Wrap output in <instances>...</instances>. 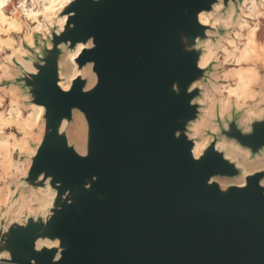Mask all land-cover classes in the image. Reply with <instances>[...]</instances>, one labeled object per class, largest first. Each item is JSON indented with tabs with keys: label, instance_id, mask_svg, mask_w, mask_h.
<instances>
[{
	"label": "water",
	"instance_id": "obj_1",
	"mask_svg": "<svg viewBox=\"0 0 264 264\" xmlns=\"http://www.w3.org/2000/svg\"><path fill=\"white\" fill-rule=\"evenodd\" d=\"M242 2L69 0L11 57L0 85L42 107L16 190L52 195L0 220L1 264H264V168L245 172L221 147L263 156L264 113L218 114L197 156L192 135L206 46L223 33L201 16ZM78 45L94 81L77 73L65 88L61 63Z\"/></svg>",
	"mask_w": 264,
	"mask_h": 264
},
{
	"label": "rangeland",
	"instance_id": "obj_2",
	"mask_svg": "<svg viewBox=\"0 0 264 264\" xmlns=\"http://www.w3.org/2000/svg\"><path fill=\"white\" fill-rule=\"evenodd\" d=\"M45 2V0H11L5 8L7 16L19 17L23 20V24L20 30L15 31L7 28L8 25L0 23V44L10 41L18 46V49L13 51L11 47L0 45V64L3 68L0 72V81L8 76L7 63L11 57L17 55L23 44L28 41L26 35L37 37L39 33H45L50 25L58 23L56 13L49 19H45L43 15L39 16L42 27H36L38 21L26 17L25 10L41 11ZM216 12L209 14L206 22L210 21L213 25L221 26L223 33L216 31L206 46L205 58L210 53L211 56L205 64H210L212 70L208 82L202 86V118L197 121V123L204 121V125L199 134L195 132L192 134L201 141H207L210 137L209 132L216 130L217 115L228 114L234 106L241 109L242 121L246 123L264 113V7L262 2L255 0L252 4L248 0H243L236 12L234 10H226L225 13L220 10ZM243 19L246 24H241ZM254 23H258L259 27L255 35L258 54L240 58L237 53L246 42L248 27L255 25ZM16 28H20L18 23ZM243 71L252 73L251 77L245 78L251 96L233 94L229 97L228 90L236 87L239 73ZM62 72L61 63V74ZM254 72L255 76H253ZM208 97L212 98L211 102ZM20 104L14 89L0 85V220L6 222L19 218L24 213H36L41 209L38 200L41 198L42 191L16 190L17 180L26 165L25 151L28 141L37 139L40 126L38 118L32 114L31 109L34 107H24ZM18 108L21 109L20 112ZM7 119L10 121L6 122ZM23 120L26 123L27 120H33V123L27 125ZM68 133L70 137L71 132L68 131ZM23 141L24 147L20 149V143ZM221 147L226 150L225 146ZM262 168L264 166L254 170Z\"/></svg>",
	"mask_w": 264,
	"mask_h": 264
},
{
	"label": "bare ground",
	"instance_id": "obj_3",
	"mask_svg": "<svg viewBox=\"0 0 264 264\" xmlns=\"http://www.w3.org/2000/svg\"><path fill=\"white\" fill-rule=\"evenodd\" d=\"M45 1H46L45 2L46 6L44 5L43 10H41V11L34 12L33 10H25L26 17H29V18H32V19L38 21V25L36 27H42L43 26L41 20H39V16L43 15L45 19H49L50 16L55 15V13L59 10V8L62 7L63 5H65V3H67L69 0H45ZM254 1L255 0H248V2H250L252 4H254ZM10 2H11V0H0V23L8 25L7 28H9L10 30L18 31L22 27L23 20L19 17L15 18L14 15L13 16H7V14L5 12V8L9 5ZM261 2H262V7H264V0H261ZM249 15H251V14H249ZM201 19L204 22H206L208 20L207 16H205V15L201 16ZM63 21H64V18H61L60 22L63 23ZM17 23L20 27L19 29L16 28ZM242 23H245L244 19L241 21V24ZM258 29H259L258 23L248 27L246 42L244 43V46L240 49V51H238V53H237V55L240 58H244V57H248V56L258 54V47H257L256 42H255V35H256V32L258 31ZM26 38L29 42H31V36L30 35L27 34ZM0 45L4 46V47H7V46L11 47L13 51L18 49V46L13 45V43L10 41L3 42ZM82 47H83L82 45H78L77 49L74 52L69 53L68 56H66L62 61V66H63L62 79L63 80L61 82V85L65 88L68 87L70 80L77 73H82L83 75L88 76L89 84H91L94 81V75L91 72L90 66H86L83 69L78 70L76 63L74 62V57L77 55V53L79 52V50ZM210 56H211V53L206 58H204L203 64L206 63V61L209 59ZM2 70H3V68L0 64V72ZM237 73H236V75H237ZM243 73L242 72L239 73L238 83H237L236 87L234 89L230 88L228 90V96L229 97L232 96L233 94H235L236 96H240V95L246 96V97L251 96V92L249 90V87L246 85L247 82L245 81V78L251 77L252 73L249 74V72H245V71H243ZM253 76H255V72H254ZM208 100H209V102H211L212 98L208 97ZM33 107L34 108L31 109L32 114L35 117L39 118V115L42 112V107L35 106V105ZM20 111H21V109L18 108V112H20ZM35 117H34V119H35ZM8 120L9 119H7L6 122L10 121V120L9 121ZM31 123H33V120H29V121L27 120L26 124L30 125ZM203 125H204V121L199 122V123L194 125L195 134H199L201 132ZM75 136L77 138L78 145L80 147L82 144V135H81V131L78 130L77 128L75 130ZM203 144H204L203 141L196 143V146L194 149L195 156H197L200 153V149L203 147ZM221 146H225L226 155L229 156L230 158L236 160L237 164L245 172H249V171H252L254 169H258L259 167L264 166V155L261 157H258L257 159L251 160V159H249V156L246 152L240 150L238 147H236L233 144L221 142ZM23 147H24V141L20 143L19 148L22 149ZM238 181H239V183H242L241 180H238ZM51 195H52V193L48 192L47 190H42V198L38 200V201H40L39 203L41 205L47 203V201L50 200ZM41 243L42 242H40L38 245H40Z\"/></svg>",
	"mask_w": 264,
	"mask_h": 264
},
{
	"label": "built area",
	"instance_id": "obj_4",
	"mask_svg": "<svg viewBox=\"0 0 264 264\" xmlns=\"http://www.w3.org/2000/svg\"><path fill=\"white\" fill-rule=\"evenodd\" d=\"M1 264V263H0Z\"/></svg>",
	"mask_w": 264,
	"mask_h": 264
}]
</instances>
